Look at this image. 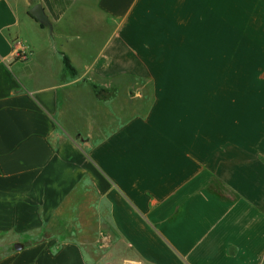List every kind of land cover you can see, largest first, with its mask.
Here are the masks:
<instances>
[{
	"label": "crops",
	"instance_id": "obj_1",
	"mask_svg": "<svg viewBox=\"0 0 264 264\" xmlns=\"http://www.w3.org/2000/svg\"><path fill=\"white\" fill-rule=\"evenodd\" d=\"M126 260L264 264V0H0V264Z\"/></svg>",
	"mask_w": 264,
	"mask_h": 264
},
{
	"label": "water",
	"instance_id": "obj_2",
	"mask_svg": "<svg viewBox=\"0 0 264 264\" xmlns=\"http://www.w3.org/2000/svg\"><path fill=\"white\" fill-rule=\"evenodd\" d=\"M29 14L41 25L46 26L49 30H52V26L47 18V16L45 15L42 7L40 4H36L34 5L30 10H29ZM23 248L22 244H15L14 245V249L15 250H20Z\"/></svg>",
	"mask_w": 264,
	"mask_h": 264
},
{
	"label": "built area",
	"instance_id": "obj_3",
	"mask_svg": "<svg viewBox=\"0 0 264 264\" xmlns=\"http://www.w3.org/2000/svg\"><path fill=\"white\" fill-rule=\"evenodd\" d=\"M13 52L16 60L25 61L28 58L29 50L26 46H24L20 41H16L13 44ZM122 264H139L136 261L126 260Z\"/></svg>",
	"mask_w": 264,
	"mask_h": 264
},
{
	"label": "rangeland",
	"instance_id": "obj_4",
	"mask_svg": "<svg viewBox=\"0 0 264 264\" xmlns=\"http://www.w3.org/2000/svg\"><path fill=\"white\" fill-rule=\"evenodd\" d=\"M137 85H139V86H143L144 84H137ZM147 86V88H145V90H149V88H148V85H146ZM135 89H137V90H139V88H138V86H136V88ZM243 157V159L244 160H246L248 163H251V162H253V161H258L257 160V158L256 157H254V156H248V155H246V156H242Z\"/></svg>",
	"mask_w": 264,
	"mask_h": 264
},
{
	"label": "trees",
	"instance_id": "obj_5",
	"mask_svg": "<svg viewBox=\"0 0 264 264\" xmlns=\"http://www.w3.org/2000/svg\"><path fill=\"white\" fill-rule=\"evenodd\" d=\"M63 63H64V69L68 74H74V69L72 68V66L70 65L69 61L67 58L64 57L63 59Z\"/></svg>",
	"mask_w": 264,
	"mask_h": 264
}]
</instances>
